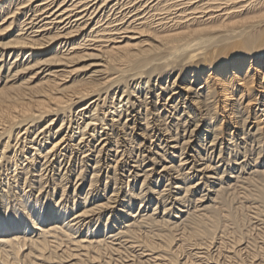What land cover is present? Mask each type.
<instances>
[{
	"label": "bare ground",
	"instance_id": "bare-ground-1",
	"mask_svg": "<svg viewBox=\"0 0 264 264\" xmlns=\"http://www.w3.org/2000/svg\"><path fill=\"white\" fill-rule=\"evenodd\" d=\"M263 96L264 0H0V264L264 260Z\"/></svg>",
	"mask_w": 264,
	"mask_h": 264
},
{
	"label": "rangeland",
	"instance_id": "rangeland-1",
	"mask_svg": "<svg viewBox=\"0 0 264 264\" xmlns=\"http://www.w3.org/2000/svg\"><path fill=\"white\" fill-rule=\"evenodd\" d=\"M212 79V78H211ZM220 98L218 99V105H217V108H218V110L220 111L219 112V114H220V116H219V118H220V120H221V124H222V129L223 130H226V131H224L223 132V135L226 137L227 135H229L230 134V132L228 131V130H230L231 131V133H234L235 131H236V126H234V123H233V120H231L232 119V117H230L229 116V114H230V102H226V99H225V97H224V95L222 94V91H221V89H220ZM244 95L246 96V98H244L243 99V101H242V103L244 104V106L245 107H247L248 108V110H247V112H248V116L247 117H249V126H250V128H254L256 125H257V123H259V122H257V120H255V116H256V112H255V108H254V106H255V103H254V101L253 100H249V98H247L248 96V94H246L247 92L246 91H244ZM264 97V96H263ZM263 106H264V104H263ZM262 110H264V107H262ZM255 112V113H254ZM231 122V123H230ZM260 128L262 129H264V124H261L260 125ZM229 132V133H228ZM75 179H76V177H74L73 179H72V184L74 185L75 184ZM74 182V183H73ZM163 185H165V184H163ZM167 185V184H166ZM88 186V187H87ZM73 187V186H72ZM88 189H89V184H87L86 185V187L84 186V191H88ZM162 189H165V187L163 188L162 187ZM166 191H165V194L167 193L168 194V192L169 191H167V190H169V187H167L166 189H165ZM232 191V190H231ZM236 191V190H235ZM237 192H239V193H241L240 195H239V193H238V197L236 196V194H237ZM201 193V192H200ZM244 193H246V192H244V190L243 189H238L236 192H234V190H233V193L232 192H230V190L229 191H227V193H226V197L225 198H228V200L231 202L233 199V204H232V206L234 205V207L235 208H237V207H239V206H242V205H244V207H247V208H245L246 210H245V212H246V214H250V216H253V212H252V210L251 209H248V206H247V204H245L244 203V197H245V194ZM109 194V196H111L112 195V192H109L108 193ZM235 194V195H234ZM234 196H236V197H234ZM213 197V196H212ZM240 197V198H239ZM197 198H199V196L198 197H196V199H194L193 200V202H190V204H189V207H188V209H190V212L191 213H193V210L194 209H196L197 210V212H199V210H201V208H200V205H201V203L199 204L198 203V201H197ZM237 198H239V199H237ZM236 199V200H235ZM243 200V201H242ZM197 202V203H195V202ZM239 201V202H238ZM241 202V203H240ZM195 203V204H194ZM210 202H208L207 204H209ZM194 204V205H193ZM197 204V205H196ZM241 204V205H240ZM188 205V204H187ZM198 205H199V207H198ZM237 205V206H236ZM239 205V206H238ZM246 205V206H245ZM185 209V208H184ZM187 209V208H186ZM193 209V210H192ZM248 209V210H247ZM192 210V211H191ZM250 210V211H249ZM194 212H196L195 210H194ZM248 212V213H247ZM254 222V221H253ZM255 222H257L256 220H255ZM254 224V223H253ZM259 226L257 225H255V227L253 226L252 227V224L251 225H249V229H252V231H251V238L252 237H256L255 238V240H257V242L258 243H260V244H258V246L260 247V245L262 244V241L260 240L261 238L259 237V235L257 234V233H259L260 234V228L261 227H259ZM254 230V231H253ZM116 238H118V237H116ZM116 238H114V239H116ZM253 238V239H254ZM230 240V239H229ZM229 240H226V242L227 243H229ZM109 242H111V241H109ZM117 243H119V241H115L113 244H117ZM261 247H264L263 246V244L261 245ZM192 246L190 247H188V249H185V251H184V253L182 252V254H181V256L179 255V258H181L182 260V263L183 262H185L186 260L185 259H187L188 257H189V252H191L192 251ZM217 249H213L212 250V256H214V257H212L213 259L215 258L216 259V256H218L217 257V259L215 260V262H219L220 264H227L228 262H230L229 264H231V263H233V264H244V262H246V264H264V260H263V255L262 256H256V257H254V256H252V257H250L251 255L247 252V251H243V252H241V254H242V256H241V254L240 255H238V256H241V259L242 260H240L239 259V257L237 256L235 259H233V261H232V259H230V261H229V258H228V256L226 255V253H225V250L223 251V253H221V254H218V252L216 251ZM245 252V253H244ZM226 256H225V255ZM249 257H248V256ZM188 256V257H187ZM223 256V257H222ZM225 256V257H224ZM186 257V258H185ZM200 257H204L203 255H199V256H193L192 258H190V260L192 261V263L193 264H197L196 262H198V264H200L201 262V259L202 258H200ZM258 257V258H257ZM218 258H219V260H218ZM224 258V259H223ZM253 258V259H252ZM115 260H117L116 259V257L114 258ZM246 259V260H245ZM249 259V260H248ZM235 260H238L239 261V263H236V261ZM263 260V261H262ZM237 261V262H238ZM254 261V262H253ZM217 262V263H218ZM253 262V263H252ZM191 263V264H192Z\"/></svg>",
	"mask_w": 264,
	"mask_h": 264
}]
</instances>
